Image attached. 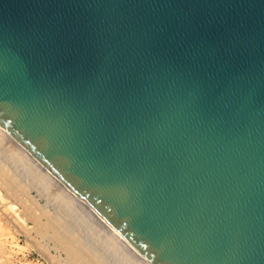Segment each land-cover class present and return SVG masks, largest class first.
I'll return each mask as SVG.
<instances>
[{"label":"water","instance_id":"obj_1","mask_svg":"<svg viewBox=\"0 0 264 264\" xmlns=\"http://www.w3.org/2000/svg\"><path fill=\"white\" fill-rule=\"evenodd\" d=\"M0 126L151 264H264V0H0Z\"/></svg>","mask_w":264,"mask_h":264},{"label":"bare ground","instance_id":"obj_2","mask_svg":"<svg viewBox=\"0 0 264 264\" xmlns=\"http://www.w3.org/2000/svg\"><path fill=\"white\" fill-rule=\"evenodd\" d=\"M1 142H5L8 145L5 146V148L8 147L9 149L5 150L3 148L2 150ZM0 162H2L0 167V185L2 184L5 187L15 185L16 188L19 187L20 185H16L17 181L13 184V177L16 176L21 181L30 185L38 199L45 201L43 208L39 207L28 197V192L25 193V190L23 191V188H20L21 186L19 187L22 189L21 191L13 186L14 192L17 190L16 194L20 192L17 196H19V201L22 206L31 207L35 211V214H37L35 215L36 217L43 218L45 223H42V225L51 231L49 236L48 233H46L47 237L53 239L52 242L54 241V247L57 252L65 253V260L68 264H151L126 242L118 232L110 227L93 210L79 200L66 186L58 181L1 126ZM9 169L12 170L14 176L10 175ZM3 189L5 188H2V190ZM7 190L8 189H6V191ZM3 197L1 198L0 196V213L6 218H9L8 211H13L10 206H6L9 201H5L7 199ZM27 207L25 208L28 209ZM44 208H50V211ZM26 211L28 212V210ZM17 213H15L16 216ZM30 216L32 218L30 217V219L27 220L30 222L32 221L34 227L37 229L36 218H33L32 213ZM15 219L11 221L16 224L18 220L16 225L22 228L24 232L30 229L25 228V222L27 221H22L19 217L16 221H14ZM38 221L39 219L37 222ZM44 226L42 230L45 231L47 229ZM31 230L34 229L32 228ZM38 230L40 232L41 229L34 230V232L36 233ZM39 235L41 238L44 236L41 232ZM42 239L45 238L43 237Z\"/></svg>","mask_w":264,"mask_h":264},{"label":"rangeland","instance_id":"obj_3","mask_svg":"<svg viewBox=\"0 0 264 264\" xmlns=\"http://www.w3.org/2000/svg\"><path fill=\"white\" fill-rule=\"evenodd\" d=\"M5 144H6L5 142H1V145L3 146V147L1 146L2 150H3V148L5 150L9 149L8 147L5 148V146H8L7 144L6 145ZM1 164H2V162H0V167H1ZM9 171H10V175L14 176L13 175L14 173L12 172V170L9 169ZM13 179H14L13 184H14V182L17 181L16 185H20L21 187L20 186L19 187L23 188V191L25 190V193L28 192L27 193V195H29L28 197L33 202H35V204L37 206L43 208V206L45 205V201L37 198L34 190L31 189V187L28 183L21 181L16 176H14ZM20 181L22 184L20 183ZM22 185L25 187H23ZM1 186H3V185L1 184L0 187ZM13 186H15V185H10V187L3 186L2 188H5V189H3L4 191L2 190V188H0L1 198L4 196L3 198L7 199L5 201H7V202L9 201L8 204H6V206H10L12 211L13 212L15 211L14 214L17 212L19 213V214L17 213V216H16V214L14 215L13 212L8 211L9 218H6L3 214L0 213V264H68V262L65 260L66 259L65 253L57 252L55 247H54V243H53L54 241L52 242L53 239H50L49 237H47L46 233H48V236H49L51 231H50V229H48L47 227L42 225V223L43 224L45 223L43 218L36 217L35 215H37V214H35V211L31 207L25 206L28 208V209H26L24 206H22V204L19 201V196H17V195H19L20 192L19 193L17 192V194H16V191L18 189L20 191L22 189H20L19 187H17L18 188L17 189L15 186V188L17 190L14 192ZM27 187H29V188H27ZM26 188L28 190L29 189L30 190L28 191ZM6 189H8V190L6 191ZM7 194H8V196H7ZM9 194H12V195H9ZM10 196L11 197L13 196L12 199ZM10 203H11V205H10ZM26 210H28V212ZM45 210L50 211V208H47ZM31 213L33 214V218H36V226H38L37 229H41L40 230L41 234H44V236H42V238L44 237L45 239L41 238V236L39 235V233H40L39 230L36 233L34 232V230H37L34 227V223L32 221L30 222L27 220V219H30ZM18 217L22 221L23 220L27 221V222L24 221L25 226H26L25 228H30L29 230H27V231L25 230V232H24V230H22V228H20L19 226L16 225L18 222V220H17ZM37 218L39 219L38 222H37V220H38ZM12 219H15L14 221L17 220L16 224H15V222L14 223L12 222L13 221ZM43 226L47 230H45V231L42 230ZM32 228L34 230H31Z\"/></svg>","mask_w":264,"mask_h":264}]
</instances>
